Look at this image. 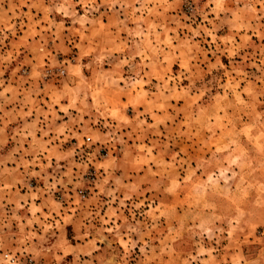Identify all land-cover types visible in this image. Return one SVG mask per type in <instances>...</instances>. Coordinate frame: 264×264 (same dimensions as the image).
Masks as SVG:
<instances>
[{
    "label": "rangeland",
    "instance_id": "rangeland-1",
    "mask_svg": "<svg viewBox=\"0 0 264 264\" xmlns=\"http://www.w3.org/2000/svg\"><path fill=\"white\" fill-rule=\"evenodd\" d=\"M1 120L0 264H264V0H0Z\"/></svg>",
    "mask_w": 264,
    "mask_h": 264
},
{
    "label": "crops",
    "instance_id": "crops-1",
    "mask_svg": "<svg viewBox=\"0 0 264 264\" xmlns=\"http://www.w3.org/2000/svg\"><path fill=\"white\" fill-rule=\"evenodd\" d=\"M8 124H9V121L1 120L0 121V128H1V125H4V126H6L8 128ZM52 131L55 132V130H52ZM10 135H11L10 133H7V134H4V136H3L4 140L6 141V144H5L6 146L4 147L3 152H2L4 157H6V158L11 157V158L20 159V160H27L29 156H30V159H31V155L32 154H34L36 157L38 156V154L40 153L39 151H32L31 153H28V151H27L28 148L26 147L25 143H28L29 140L28 141L24 140L23 141L24 145L21 143V145L19 146V149L15 150L14 147H16L17 145L14 144L15 141H11V140H13V139H11V138H13V136H10ZM0 137H2V136H0ZM59 137L60 136H58V138ZM38 139L42 140L43 142H45L47 144L49 142V140H45L44 137L38 138ZM51 139L53 140L54 138H51ZM60 139H63V138H60ZM36 143H37V140H36ZM46 157H48V155L43 153V155L40 158H46Z\"/></svg>",
    "mask_w": 264,
    "mask_h": 264
},
{
    "label": "built area",
    "instance_id": "built-area-1",
    "mask_svg": "<svg viewBox=\"0 0 264 264\" xmlns=\"http://www.w3.org/2000/svg\"><path fill=\"white\" fill-rule=\"evenodd\" d=\"M259 234L264 239V227L259 230Z\"/></svg>",
    "mask_w": 264,
    "mask_h": 264
}]
</instances>
